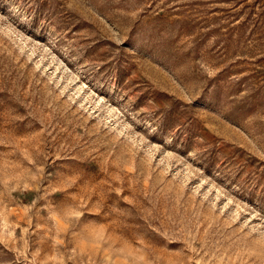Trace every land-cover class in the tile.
Instances as JSON below:
<instances>
[{
    "label": "rangeland",
    "instance_id": "rangeland-1",
    "mask_svg": "<svg viewBox=\"0 0 264 264\" xmlns=\"http://www.w3.org/2000/svg\"><path fill=\"white\" fill-rule=\"evenodd\" d=\"M0 264H264V0H0Z\"/></svg>",
    "mask_w": 264,
    "mask_h": 264
}]
</instances>
